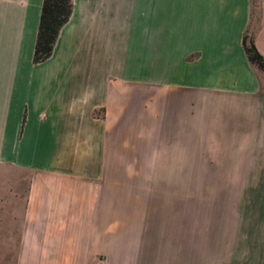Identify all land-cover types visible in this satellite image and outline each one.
I'll use <instances>...</instances> for the list:
<instances>
[{
    "label": "crops",
    "instance_id": "obj_1",
    "mask_svg": "<svg viewBox=\"0 0 264 264\" xmlns=\"http://www.w3.org/2000/svg\"><path fill=\"white\" fill-rule=\"evenodd\" d=\"M71 1L33 62L42 0H0V264L151 255L158 164L227 186L163 202L159 264H264V0Z\"/></svg>",
    "mask_w": 264,
    "mask_h": 264
},
{
    "label": "rangeland",
    "instance_id": "obj_2",
    "mask_svg": "<svg viewBox=\"0 0 264 264\" xmlns=\"http://www.w3.org/2000/svg\"><path fill=\"white\" fill-rule=\"evenodd\" d=\"M130 69H136V66H130ZM264 75V74H263ZM260 75L262 79V85H264V76ZM158 160H163L169 158L173 161H178L180 159L179 151H162L157 150ZM169 160V161H171ZM147 169L151 167L150 170L146 169V174L150 178L148 179H133L124 180L125 182H132V186L144 189L147 195H140L139 198L145 199L146 206L144 207L146 211V220L153 222V234H152V246L151 255H135V258L130 255L128 259L124 262L126 264H159V239L161 232V222L163 219V213L165 211L163 202L170 200H178V192L186 190L189 193H198L202 202H208L211 198L212 193L226 192L227 186L209 185L194 183L192 180L195 179V169H189V181L186 183L180 181L179 167H171L170 165L164 166L158 165H146ZM193 195V194H192ZM170 196V198H169ZM189 196V195H188ZM176 197V198H173ZM190 197V196H189ZM193 197V196H191ZM176 213V210H175ZM102 262L105 263V257H100ZM117 264V263H115Z\"/></svg>",
    "mask_w": 264,
    "mask_h": 264
},
{
    "label": "trees",
    "instance_id": "obj_3",
    "mask_svg": "<svg viewBox=\"0 0 264 264\" xmlns=\"http://www.w3.org/2000/svg\"><path fill=\"white\" fill-rule=\"evenodd\" d=\"M251 8V15L252 9ZM72 12L71 0H42L39 16L38 33L35 40L33 62L44 61L51 55L56 36ZM242 50L251 65L258 73L264 74V58L255 50L252 31L246 29L242 37Z\"/></svg>",
    "mask_w": 264,
    "mask_h": 264
}]
</instances>
